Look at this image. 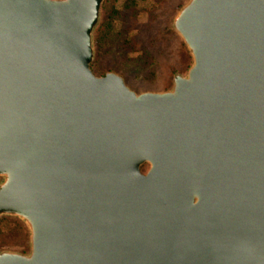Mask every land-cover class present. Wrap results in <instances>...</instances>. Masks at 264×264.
<instances>
[{
    "label": "water",
    "instance_id": "water-1",
    "mask_svg": "<svg viewBox=\"0 0 264 264\" xmlns=\"http://www.w3.org/2000/svg\"><path fill=\"white\" fill-rule=\"evenodd\" d=\"M104 0H0V264H264V0H188L164 91L97 76Z\"/></svg>",
    "mask_w": 264,
    "mask_h": 264
},
{
    "label": "rangeland",
    "instance_id": "rangeland-1",
    "mask_svg": "<svg viewBox=\"0 0 264 264\" xmlns=\"http://www.w3.org/2000/svg\"><path fill=\"white\" fill-rule=\"evenodd\" d=\"M187 1H140L127 10L125 19L114 23L116 34L109 35L99 49L95 43L96 33L109 4L104 0L94 31L95 55L91 63L94 74L115 72L137 93L169 89L174 74H186L191 64L190 54L172 27V19ZM0 219V251H28L29 235L24 223L15 217L0 216Z\"/></svg>",
    "mask_w": 264,
    "mask_h": 264
},
{
    "label": "trees",
    "instance_id": "trees-1",
    "mask_svg": "<svg viewBox=\"0 0 264 264\" xmlns=\"http://www.w3.org/2000/svg\"><path fill=\"white\" fill-rule=\"evenodd\" d=\"M140 1L146 0H107L109 4L107 7H105L103 18L97 30L95 38L96 46L99 47V49L102 46L104 40L109 35L114 36L116 34L113 28L114 23L121 19H125L127 10L136 7ZM116 2H119L120 6L116 5ZM106 30L108 31V33L105 32ZM129 39H125L124 41L128 42Z\"/></svg>",
    "mask_w": 264,
    "mask_h": 264
}]
</instances>
